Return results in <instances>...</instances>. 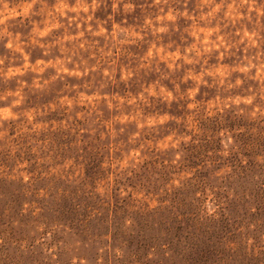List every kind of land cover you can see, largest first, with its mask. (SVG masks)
I'll return each instance as SVG.
<instances>
[{
  "label": "rangeland",
  "instance_id": "374dc122",
  "mask_svg": "<svg viewBox=\"0 0 264 264\" xmlns=\"http://www.w3.org/2000/svg\"><path fill=\"white\" fill-rule=\"evenodd\" d=\"M0 264H264V0H0Z\"/></svg>",
  "mask_w": 264,
  "mask_h": 264
}]
</instances>
